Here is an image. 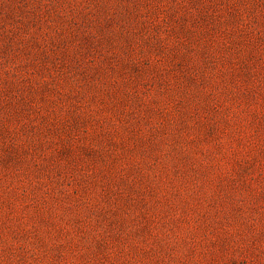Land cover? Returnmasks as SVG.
<instances>
[{
	"label": "rangeland",
	"instance_id": "obj_1",
	"mask_svg": "<svg viewBox=\"0 0 264 264\" xmlns=\"http://www.w3.org/2000/svg\"><path fill=\"white\" fill-rule=\"evenodd\" d=\"M0 264H264V0H0Z\"/></svg>",
	"mask_w": 264,
	"mask_h": 264
}]
</instances>
